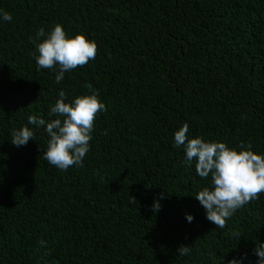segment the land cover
<instances>
[{
    "label": "trees",
    "instance_id": "trees-1",
    "mask_svg": "<svg viewBox=\"0 0 264 264\" xmlns=\"http://www.w3.org/2000/svg\"><path fill=\"white\" fill-rule=\"evenodd\" d=\"M0 11L13 17L0 19V264H257L264 193L219 229L194 198L211 178L185 166L174 133L187 123L189 139L264 155V0H0ZM57 23L98 45L59 84L30 40ZM61 90L107 108L83 167L67 171L43 159L49 137L28 123L57 118ZM24 126L36 140L16 147Z\"/></svg>",
    "mask_w": 264,
    "mask_h": 264
},
{
    "label": "clouds",
    "instance_id": "clouds-1",
    "mask_svg": "<svg viewBox=\"0 0 264 264\" xmlns=\"http://www.w3.org/2000/svg\"><path fill=\"white\" fill-rule=\"evenodd\" d=\"M0 19L11 22L13 17L8 12L0 11ZM44 28H40L35 38H30L36 45L34 53L38 69H50L56 72L55 82L61 83L66 72L87 65L95 60L98 45L84 35L69 38L63 26L57 23L43 42H37L45 37ZM38 53V54H37ZM90 87V86H89ZM59 98L50 108L46 120L42 116L30 115L28 123L35 128H43L49 137L47 148L42 153L43 159L50 165L62 171L72 166L83 167V160L90 151V141L94 129V121L98 113L107 110L98 94L82 95L72 102L66 103L67 94L61 90ZM189 126L185 123L174 133V146L185 152L184 164L191 167L195 161L196 174L202 179H210L211 187H205L194 196L206 210V218L219 229L226 227L230 219L241 207L253 200L259 199L264 193V155L251 150L252 145H239L240 151L229 148L224 142H206L202 137L189 139ZM36 140L35 133L24 126L11 132L10 143L16 147L26 146L29 141ZM164 196L161 194L160 199ZM132 202H136L131 197ZM159 199L154 201L152 211L160 210ZM189 223L193 217H186ZM239 240L241 235L234 232ZM46 247V241L39 242ZM189 247L181 245L177 252L181 256L189 254ZM258 257L257 264H264V243L259 242L253 250ZM229 264H241L237 259Z\"/></svg>",
    "mask_w": 264,
    "mask_h": 264
}]
</instances>
